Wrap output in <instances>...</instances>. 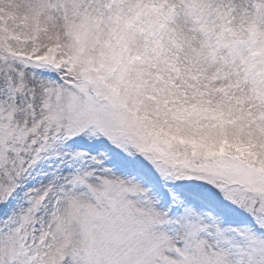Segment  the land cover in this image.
I'll use <instances>...</instances> for the list:
<instances>
[{
	"label": "snow or ice",
	"instance_id": "6c2138e0",
	"mask_svg": "<svg viewBox=\"0 0 264 264\" xmlns=\"http://www.w3.org/2000/svg\"><path fill=\"white\" fill-rule=\"evenodd\" d=\"M0 264H264V0H0Z\"/></svg>",
	"mask_w": 264,
	"mask_h": 264
}]
</instances>
